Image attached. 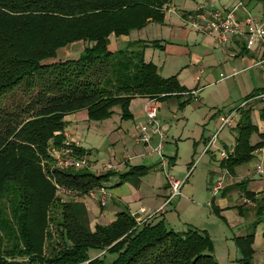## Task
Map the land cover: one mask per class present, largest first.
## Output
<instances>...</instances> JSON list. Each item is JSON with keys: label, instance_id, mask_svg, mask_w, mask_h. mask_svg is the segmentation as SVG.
I'll use <instances>...</instances> for the list:
<instances>
[{"label": "trees", "instance_id": "obj_1", "mask_svg": "<svg viewBox=\"0 0 264 264\" xmlns=\"http://www.w3.org/2000/svg\"><path fill=\"white\" fill-rule=\"evenodd\" d=\"M170 4L0 0V264H219L206 232H176L156 215L139 226L128 211L93 229L85 203L59 197L61 187L89 196L116 175L55 163L53 152L64 147L75 158L88 154L65 137L67 116L86 111L89 121L102 122L119 108L128 120L136 98L159 102L187 92L177 77H162L145 60L146 48L162 49L161 42L117 44L150 23L163 24ZM75 44L83 46L80 55L58 59V51ZM259 95L264 90L250 98ZM260 117L264 121V106ZM254 134L260 141L253 145ZM263 147L264 134L251 111H243L235 150L223 165L234 174ZM145 173L133 166L119 175L120 183ZM254 239L252 233L237 240L241 264H253Z\"/></svg>", "mask_w": 264, "mask_h": 264}, {"label": "crops", "instance_id": "obj_2", "mask_svg": "<svg viewBox=\"0 0 264 264\" xmlns=\"http://www.w3.org/2000/svg\"><path fill=\"white\" fill-rule=\"evenodd\" d=\"M239 3L264 20V10L251 0H171L164 23L147 25L146 28L152 27L149 37L141 36L144 28L117 39L122 49L139 41L161 42L162 49L146 48L145 60L154 63L162 77H177L187 90L181 99L172 97L157 102L162 137L152 131L154 127L148 122L146 108L152 100L147 98L131 102L128 120L122 118L119 108L102 122L89 121L86 111L69 115L67 132L71 135L69 140L82 148V138L73 125L83 123L91 128L88 124L96 123L98 131L106 135L107 141L98 151L106 154L108 160L102 166L99 155L93 156L84 148L90 161L93 157L91 172L104 174L110 166L109 171L116 174L105 183L111 195L107 206L102 207L91 196L78 200L86 204L89 215L86 197L95 201L108 225L116 221L120 212L128 211L137 214V221L147 222L156 215L176 232H206L213 241L219 264H241L243 257L237 240L254 233L253 264H264V175L256 172L257 165L264 168V156L261 149L255 151L253 160L237 167L234 174H229L223 165L228 158L221 157L223 151L229 157L235 150L243 111H251L254 125L264 134L260 117L264 102L261 95L250 98L264 90L263 58L258 48L247 49L243 40L230 37L221 42L217 35H205L190 24L202 4L226 10ZM157 51L164 52L166 58ZM223 118H230L231 124L225 126ZM143 134L150 137L149 143L140 141ZM255 136L253 145L260 141L257 134L252 138ZM187 145L189 155L185 157L183 147ZM133 166H143L145 175L139 176L137 182L120 183L119 175ZM169 176L183 182L181 195L170 202ZM220 181L223 188L215 192L214 186ZM242 182L245 185L238 187ZM101 218L91 220L92 225H100Z\"/></svg>", "mask_w": 264, "mask_h": 264}, {"label": "built area", "instance_id": "obj_3", "mask_svg": "<svg viewBox=\"0 0 264 264\" xmlns=\"http://www.w3.org/2000/svg\"><path fill=\"white\" fill-rule=\"evenodd\" d=\"M243 14L241 16L240 14ZM194 28L198 31H201L205 35L214 36L217 35L219 41H227L230 37L235 39L243 40L246 44L247 49L258 48L261 52L262 62H264V20H260L254 16H252L251 12L244 7L243 3H239L238 5L229 8V9H219L213 4H202L198 7L197 13L195 14V19L192 22ZM264 102V95L260 97ZM158 108L159 105L155 101H151L149 106L146 108V115L149 124L154 127L152 129L156 134H160L162 137L163 134L161 132V128L158 123ZM223 122L225 126H229L231 124L230 118H223ZM67 134V133H66ZM67 137V136H65ZM68 138V137H67ZM140 141L142 142H150V137L147 134H143L140 137ZM162 152V146L160 148ZM59 153L62 155L68 154V160H59L58 165L63 168L74 167L76 170L80 169H90L91 161L87 156L81 158L71 159V155H73V150L62 149V151H54L53 155ZM261 156H264V148L260 150ZM70 157V159H69ZM222 159L228 158V153L223 151L221 153ZM111 167H107L109 171ZM256 172L260 175H264V168L262 164L256 166ZM169 184L171 186V197L169 202L181 195V189L183 182L176 180L175 178L169 176L168 177ZM224 183L222 181L218 182L214 186V191L219 192L223 188ZM91 197L97 199L102 207L107 206L110 193L107 188L100 187L95 191L91 192ZM162 208L159 212L163 211ZM143 212V210L141 211ZM139 226L144 225L146 221H137L139 220L137 214L132 215ZM151 218V217H150ZM149 218V219H150Z\"/></svg>", "mask_w": 264, "mask_h": 264}, {"label": "rangeland", "instance_id": "obj_4", "mask_svg": "<svg viewBox=\"0 0 264 264\" xmlns=\"http://www.w3.org/2000/svg\"><path fill=\"white\" fill-rule=\"evenodd\" d=\"M260 7L264 10L263 5H260ZM261 14L263 15L264 11ZM252 16H254V14H252ZM254 17H256V16H254ZM194 19H195V16H194ZM192 22L193 21L190 20V24H192ZM151 28L152 27H148L145 30H143L141 33V36H143V37L148 36L149 37L150 32H152ZM192 28H194V25H192ZM82 50H83V46L81 44L71 45V46L67 47L65 50L58 51L57 57H58V59H62L64 56L75 58L76 56L80 55ZM157 53H158V55H161L162 58H164V56L166 58V54L164 52L162 53V51H157ZM156 58H159V57L156 56ZM24 100H26V98ZM164 112L168 113L169 110H167V111L164 110ZM255 121H257V120L255 119ZM81 124H83V123H80L79 124L80 126L79 125H73L74 126L73 128H74L75 132H77L81 136L83 147L86 150L90 151L93 156L99 155L98 156L99 164H100V166H102L104 161H108V160H106L107 158L105 159L106 154H104L102 151L101 152H98V151H99V149H101L102 145H105L104 143L107 141L105 138L106 135H103L102 132L98 131V127H97L98 125L96 123L90 122L88 124V126L89 127L91 126V128H88L86 125L82 126ZM65 136H67L68 138L71 137L70 133H67V134L65 133ZM252 141H257V137L255 136L254 138H252ZM77 144L78 143L75 142V145H77ZM189 148H190L189 145L183 147V153H184L185 157L189 155ZM63 149H66V147H64ZM67 156H68V154L67 155L65 154L62 156L59 153L54 154V157L56 159L59 158V160H65L64 158H66V160H68ZM92 158L93 157L91 156V162H92ZM69 159H70V157H69ZM71 159H73V156H71ZM59 160H57V161L59 162ZM57 161L55 163H58ZM59 192H60L59 197L62 200V203L71 202V201L76 202V201L80 200L81 198H83L78 194V192L72 191V190L67 189L65 187H61ZM89 196H91V194ZM86 201L88 202V204L90 206V218H91V220H95L96 217L101 218V216L99 214L100 213L99 208L97 207V204L95 203V201H93L89 197H86ZM97 219H99V218H97ZM98 222L100 225H108V223H109L104 218H101ZM92 228L94 229L95 226L92 225Z\"/></svg>", "mask_w": 264, "mask_h": 264}]
</instances>
